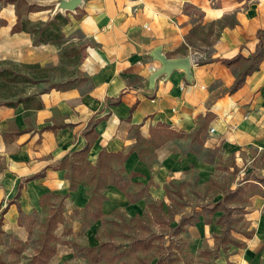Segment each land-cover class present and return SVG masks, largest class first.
Masks as SVG:
<instances>
[{
	"label": "crops",
	"instance_id": "1",
	"mask_svg": "<svg viewBox=\"0 0 264 264\" xmlns=\"http://www.w3.org/2000/svg\"><path fill=\"white\" fill-rule=\"evenodd\" d=\"M5 2L0 61L44 67L49 54L37 49L30 33L14 30L17 7ZM78 8L75 26L86 46L80 77L14 105L0 104L2 237L14 234L27 241L51 200L66 197L65 214L74 233L92 246L100 242L103 219L84 229L82 221L71 217L94 196L89 183L71 187L67 164L73 158L99 170L119 166L125 179L101 190V212L133 217L143 215L152 200L168 213L172 186L191 173L203 185L222 160L239 164L245 152L264 150V0H82ZM158 47L168 58L190 56L191 75L176 69L151 82L162 67L152 55ZM242 189L197 205L198 216L194 211L180 214L171 222L173 233L189 229L199 242L209 229L213 237L226 210L219 206L228 208L226 202ZM250 200L246 210L253 236L244 239L240 253L224 254L213 264H232V259L233 264H264V224L259 223L264 193L255 192ZM199 209H209L213 220ZM183 217L182 230L176 232ZM52 256L65 254L59 249Z\"/></svg>",
	"mask_w": 264,
	"mask_h": 264
},
{
	"label": "rangeland",
	"instance_id": "2",
	"mask_svg": "<svg viewBox=\"0 0 264 264\" xmlns=\"http://www.w3.org/2000/svg\"><path fill=\"white\" fill-rule=\"evenodd\" d=\"M5 3V0H0V9ZM17 5L19 25L27 21L28 26H45L54 20L57 13L63 14L67 23L60 28V42L46 44V47L36 42L34 34L28 32L37 49L44 48L49 54V61L44 67L40 63L12 59L0 61V68H7L13 78L8 84L2 79L0 104L71 85L80 77L78 65L85 54V40L74 21L80 16L79 8L75 10L78 13L63 9L60 7L61 0H39L32 4L20 0ZM243 156L244 160L239 164L235 160H222L216 173L203 185L199 184L197 175L191 173L188 179L172 186L174 194L170 195L168 213L161 203L152 200L143 215L133 217L120 213L106 217L101 212V190L110 182L119 183L125 179L119 166L117 169L104 167L99 170L81 159L73 158L67 164L71 187L89 183L94 196L86 209L76 211L71 217L82 221L84 229L93 220L103 219L98 233L100 242L92 246L84 235L74 233L73 221L65 214L69 199L58 197L51 200L52 207L45 214V219L30 231L27 241L20 240L14 234L2 237L0 227V264H48V261L49 264H57V261H60L59 264H213L214 259L224 254L231 256L240 253L246 244L244 239L252 237L254 233L250 229L252 221L247 217L246 206L251 203L253 193H264V183H259L260 177H264V150L254 149ZM238 186L243 189L226 202L229 207L219 206L227 211L213 237L209 236V229L206 237L199 242L195 241L189 229L183 234L173 233L175 226L171 222L180 214L195 213L197 205L213 203ZM131 189L145 193L141 186H131ZM199 211L203 212L205 219L213 220L214 214L209 209ZM218 219L219 215L216 217ZM260 222L264 224V208L260 211ZM59 249L65 257L52 258ZM232 260L229 263L235 262V259Z\"/></svg>",
	"mask_w": 264,
	"mask_h": 264
},
{
	"label": "trees",
	"instance_id": "3",
	"mask_svg": "<svg viewBox=\"0 0 264 264\" xmlns=\"http://www.w3.org/2000/svg\"><path fill=\"white\" fill-rule=\"evenodd\" d=\"M8 1L15 3L16 7H17L18 6L17 3L20 0H8ZM27 23H28L27 21H23L20 25L17 23L14 27V30L15 31H26V32L33 33L34 34V40L36 42L43 43V44H56V43L60 42V37H61L60 28L62 25H65L67 23V19L63 14L57 13L54 17V20L45 26H42L41 24L28 26ZM11 77L12 76H10L7 68H4V69L0 68V86L2 85V79H4L5 84H8L9 82H11L10 79H13ZM241 83H242V79H239L235 86L237 87ZM18 101H22V99H19ZM6 104L7 105H14V104H16V102L8 101V102H6ZM86 152H87V148L82 150L80 153L84 154ZM114 155H118V154H114ZM87 164L90 167H94L89 163H87ZM98 165L101 166V164H98ZM226 211L227 210H225L224 215L226 214ZM185 220H186L185 217H183L181 220V224L176 229V232H179L182 230V225H183L182 223Z\"/></svg>",
	"mask_w": 264,
	"mask_h": 264
},
{
	"label": "water",
	"instance_id": "4",
	"mask_svg": "<svg viewBox=\"0 0 264 264\" xmlns=\"http://www.w3.org/2000/svg\"><path fill=\"white\" fill-rule=\"evenodd\" d=\"M81 3L82 0H61L60 7L66 10L75 11ZM152 55L161 62L162 67L152 75L151 82H154L155 79L162 74H171L176 69H182L186 71L188 76L191 75L192 60L190 56L181 58H168L162 52L161 47H158L152 53Z\"/></svg>",
	"mask_w": 264,
	"mask_h": 264
},
{
	"label": "built area",
	"instance_id": "5",
	"mask_svg": "<svg viewBox=\"0 0 264 264\" xmlns=\"http://www.w3.org/2000/svg\"><path fill=\"white\" fill-rule=\"evenodd\" d=\"M213 130V129H212Z\"/></svg>",
	"mask_w": 264,
	"mask_h": 264
}]
</instances>
